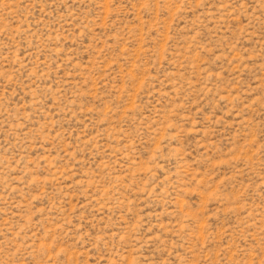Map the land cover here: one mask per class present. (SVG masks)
Segmentation results:
<instances>
[{
	"label": "rangeland",
	"instance_id": "rangeland-1",
	"mask_svg": "<svg viewBox=\"0 0 264 264\" xmlns=\"http://www.w3.org/2000/svg\"><path fill=\"white\" fill-rule=\"evenodd\" d=\"M0 264H264V0H0Z\"/></svg>",
	"mask_w": 264,
	"mask_h": 264
}]
</instances>
